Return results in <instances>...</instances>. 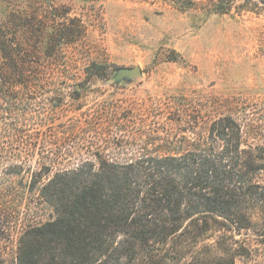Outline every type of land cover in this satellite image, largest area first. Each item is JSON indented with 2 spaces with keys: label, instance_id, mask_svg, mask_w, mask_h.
Listing matches in <instances>:
<instances>
[{
  "label": "rangeland",
  "instance_id": "374dc122",
  "mask_svg": "<svg viewBox=\"0 0 264 264\" xmlns=\"http://www.w3.org/2000/svg\"><path fill=\"white\" fill-rule=\"evenodd\" d=\"M0 64L15 76L0 107V263L18 264L24 232L51 218L31 184L45 165L184 150L224 115L264 145L262 0H0ZM250 243L258 259L239 262L264 264Z\"/></svg>",
  "mask_w": 264,
  "mask_h": 264
},
{
  "label": "trees",
  "instance_id": "16d2710c",
  "mask_svg": "<svg viewBox=\"0 0 264 264\" xmlns=\"http://www.w3.org/2000/svg\"><path fill=\"white\" fill-rule=\"evenodd\" d=\"M214 11L229 8L217 4ZM19 77L23 83V74ZM14 79L0 70L2 108L3 99L9 105L6 93ZM96 159L57 169L45 165L32 181L51 218L24 232L18 264L258 259L250 242L264 245V145L249 142L235 117L211 121L184 150L130 160L97 154ZM16 165H9L11 174Z\"/></svg>",
  "mask_w": 264,
  "mask_h": 264
},
{
  "label": "water",
  "instance_id": "95a60500",
  "mask_svg": "<svg viewBox=\"0 0 264 264\" xmlns=\"http://www.w3.org/2000/svg\"><path fill=\"white\" fill-rule=\"evenodd\" d=\"M141 75H143V70L139 65H137L135 67L123 68L119 70L117 74V79H122L124 77L134 78L136 76H141Z\"/></svg>",
  "mask_w": 264,
  "mask_h": 264
}]
</instances>
